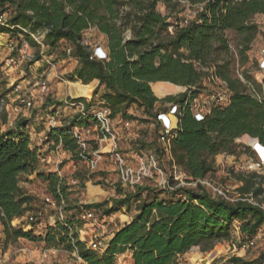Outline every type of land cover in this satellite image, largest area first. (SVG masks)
<instances>
[{"label":"trees","instance_id":"16d2710c","mask_svg":"<svg viewBox=\"0 0 264 264\" xmlns=\"http://www.w3.org/2000/svg\"><path fill=\"white\" fill-rule=\"evenodd\" d=\"M160 2L167 6L166 14L157 9ZM188 2L204 3L203 8L187 24L180 25L182 16L175 21L168 20L173 13L182 14L183 7L178 9V6L183 4L178 0H0V14L6 17V25L0 24V33L16 31L28 36L23 29L44 31V41L52 50L62 40L66 41L69 53L79 63L68 79L82 82H71V94L77 96L91 90L98 80V85H103L101 107L110 110L111 118L117 114L125 119L133 118L127 111L136 104L156 119L160 110H167V104H176L178 122L171 136L174 162L193 179H202L215 170V155L233 154L240 143L252 153L242 138H256L264 145V96L257 98L250 91L248 84L253 82L250 75L244 72L241 79L232 74L234 58L245 61L260 31L253 17L256 14L264 17V0ZM91 27L106 37V58L91 57L93 51L83 41V32ZM228 30L240 36L236 53L230 48ZM216 78L224 82L220 86L227 99L212 102L209 112L197 120L190 110L191 98L204 93L207 83L214 84ZM161 83L177 87L178 91L186 89L158 98L153 86ZM85 102L87 115L62 117L59 125L49 127L46 132L48 140L53 138L75 161L91 156L71 134L73 126H86L95 121L91 114L95 109L93 103ZM61 103L50 99L44 102L45 105ZM26 120L19 119L3 127L6 115L0 119V223L5 239H42L50 247L68 251L76 248L86 264H115V256L126 250L133 264H183L181 256L193 246L208 252L224 247L215 244L231 238L234 221L239 223L238 231L245 242L254 240L258 230L264 227V208L260 205L213 196L199 184L198 188L179 186L169 191L173 187L171 182L161 187L137 185L129 191L115 187L120 196L112 200V206L103 208L102 213L111 215L119 206L129 207L132 200H135L136 212L113 231L101 252L90 250L78 239L80 222L76 213L66 216L64 221L56 220L43 236H35L33 229L23 230L22 226L12 225L14 219L34 209L31 197L20 186L21 177L36 173L48 182L52 197L66 195L63 178L55 172L43 174L39 170L41 154L25 129ZM147 145L142 142L141 150ZM96 148L94 145L91 151ZM153 148L160 154L159 144ZM253 177L254 174L236 176L242 181L238 188L241 194L251 193L256 197L261 193ZM164 192L171 194L168 199L160 196ZM106 203L94 202L81 208L98 209ZM211 260L202 264H209ZM263 261L264 250L252 259L229 256L226 264ZM210 264H217L216 260Z\"/></svg>","mask_w":264,"mask_h":264},{"label":"rangeland","instance_id":"374dc122","mask_svg":"<svg viewBox=\"0 0 264 264\" xmlns=\"http://www.w3.org/2000/svg\"><path fill=\"white\" fill-rule=\"evenodd\" d=\"M182 14L173 13L168 20L175 21L179 16H183L192 9L184 5ZM157 9L162 13H167V6L164 3H158ZM253 20L259 27V33L252 41L249 50L246 53V59L242 63L238 58H234L232 74L235 76H243L246 74L251 76L252 86L261 95L264 94V70L258 68L259 62L264 55V17L256 14ZM126 35H130V31H126ZM227 38L231 49H237L240 43V36L231 30L226 31ZM43 42V46L38 44L30 35L24 36L13 31L8 37L0 38V97H4V110L0 113L6 115L7 123H15L19 119H27L26 130L32 138V143L38 148L41 154L39 170L46 174L55 172L64 179L65 195L68 208L72 213H79L81 206L94 202H107L101 208H96L95 215L100 222V228L97 230L102 242H105V236L120 225L122 220L127 219V213L133 214L135 209V200H132L129 207L119 206L111 215H104L102 209L112 206V200L119 197L115 187L119 186V177L117 173L116 153L124 158L127 166L136 167V154L140 151L155 153L154 146L158 144L159 123L143 111L136 104L128 108V114L133 118L129 119V124H125V118L120 114L111 118L109 128L114 133V139L107 141H98L97 144L91 143L87 145L88 151L91 153V160L83 159L75 161L71 158L69 151L62 148L60 144H55L53 136L52 140H48L46 132L50 123H53L51 115L55 121H59L62 117L72 115L74 108L65 103L69 98L77 97L93 103L95 109L101 107L100 96L103 92V85L97 84L89 91H82L79 95L71 94V82L80 83L81 80L71 81L68 75L79 66L78 60L73 57L68 49L69 45L66 41L58 43L56 48L49 49L42 37L38 38ZM83 41L93 52H97L98 47L101 51L106 52V37L95 28L91 27L83 32ZM9 43L15 47L10 49ZM28 47L35 53L32 60L19 61L13 65L8 63V59L17 56V48ZM100 54V53H99ZM101 55V54H100ZM243 78V77H242ZM46 89L41 90L38 82L43 81ZM94 81V80H92ZM98 81V80H97ZM82 83V82H81ZM208 88L205 92L222 93L220 83L216 81L207 83ZM96 90V91H95ZM156 94L162 96L176 95L183 91L177 87L161 83L153 86ZM178 91V92H177ZM96 92V93H95ZM26 94L32 101V105L28 108L21 103L19 95ZM166 95V96H168ZM161 98V97H158ZM50 99L53 102H62L60 105H45L44 102ZM91 125V123H90ZM91 127H94L92 124ZM94 130V128H92ZM82 137L86 140H93L97 136V131H92L88 136L86 132L81 131ZM246 140V138H242ZM148 144L141 150V143ZM237 144V143H236ZM96 145L97 149L91 151ZM87 151V153H88ZM249 154L244 149L243 143L237 144L233 154L219 153L214 157L215 170L209 173L202 183L193 181L180 167L171 168L168 162H164V174L154 173L152 177L143 176L133 187L125 186L126 191L136 189L137 185L150 186H169L172 188L184 186L198 188V184L208 191L210 194H216L218 190L223 191L229 199H234L240 194L238 188L242 185V181L237 180L236 176L242 174L245 177L254 174L253 180L255 187L260 186L261 193L254 199L258 201L264 208V165L258 163V154L254 151ZM93 164V167H92ZM101 182V183H98ZM20 186L31 197V205L33 210L25 213V215L13 220V226H22L23 230L33 229L35 236H43L52 225V210L46 204V197H50L48 191V182L42 177L32 173L22 176ZM171 194L161 193L160 196L168 199ZM143 198V195L140 197ZM95 209V208H94ZM121 210V212H118ZM40 213V215H39ZM32 214L37 220L29 223L28 216ZM239 223L233 222L231 238L217 242L222 246L208 252L202 251L199 246H193L188 252L181 256L183 264H202L204 261L211 260L209 264L216 260L217 264H226L229 256H242L247 259L255 258L264 250V227L260 228L252 245L243 247L247 242L243 241L238 231ZM91 227L89 222H81L79 234L85 237L90 234ZM214 245V246H215ZM213 246V248H214ZM55 249L51 252L49 250ZM211 250V249H210ZM46 252V256L42 255ZM124 253V254H121ZM118 253L115 256V264H130L128 259V251ZM0 264H86L82 258L66 251L63 247H50L42 239L30 240L23 237L16 239H5L3 226L0 223Z\"/></svg>","mask_w":264,"mask_h":264},{"label":"built area","instance_id":"2783aa9c","mask_svg":"<svg viewBox=\"0 0 264 264\" xmlns=\"http://www.w3.org/2000/svg\"><path fill=\"white\" fill-rule=\"evenodd\" d=\"M178 1L184 6L192 9L190 12L183 14L179 22L180 25L187 24L188 21L192 19L196 15V13L203 8V4H204V3H198V4L192 5L188 2V0H178ZM0 24L6 25V17L4 14H0ZM23 31L29 34L38 44L42 46L44 45L43 42L38 40L40 36L42 37V41L44 40V34H45L44 31L30 32L25 29H23ZM126 36L129 37V35H126ZM9 47L11 50H13L15 46L12 43H9ZM96 49H97V52L96 50L95 52H92L91 57H94L97 59L106 58V52L104 50L101 51L100 47ZM69 50L70 48L68 49V51ZM231 50L234 53H236L235 49H231ZM17 51H18L17 56L16 57L13 56L9 58L8 63L15 65L19 63V61L32 60L35 57V53L32 52L30 49H28V47H25V48L19 47L17 48ZM258 68L260 70H264V55L259 62ZM240 78L243 79L241 76ZM215 80L218 81L221 86L224 84L223 81L217 78ZM38 85L40 86L42 91L46 89V84L44 80L38 82ZM248 86H249L250 91L257 98H261L263 96L260 93L255 91L252 84L249 83ZM185 89L186 88L184 87L183 91ZM18 97L21 103L24 104L26 107L29 108L32 105V101L30 100L28 95L23 94V95H19ZM226 99H227V94L224 92L223 89H222V93L214 92L211 94H204V96L199 94L191 98L190 110L197 120H202L204 115L209 112L210 105L212 102H223ZM4 101H5L4 97H0V113L3 112L4 110ZM65 103H67L69 106L74 108L73 110L74 112L72 113V115H69L66 117H71L73 115L82 117L84 115H87L85 112L86 102L84 101V99H81V98L78 99L77 97L71 96L69 100L65 101ZM166 107H167V110L166 111L160 110L156 114V119H155L156 122H158L160 126L158 138H157L159 148H160V154L140 151L138 154H136V162H137L136 167H131V166H127L124 162V158L120 156L118 153H116V161L118 162V165H117V173L119 177L118 181H119V186L121 188H124L125 186L133 187V185L137 183L139 179L143 176L152 177L153 174L157 172L160 174H164V172L166 171L165 170L166 167L164 166L165 161L170 164L171 168L175 169L177 167V165L174 162V158H173L172 150H171V136H172V131L174 130V128H176L177 122H178V106L176 104H167ZM91 114L95 116V121L91 123V125L93 124L94 127H91V125L88 124L86 126H73L71 128L72 136L77 139L83 151L86 150V153L88 151L87 145L90 144L89 143L90 141L97 144V140L107 141V139L108 140L111 138L114 139V133H112L109 128V124L111 120V117L109 115L110 110L107 107H100L97 109H93ZM51 118H52L53 123H50V125L48 126V129L49 127H53L61 123V119H59V121L57 122L55 121L54 116L51 115ZM125 120H126L125 124L126 125L129 124L128 122L129 119H125ZM92 128H94V130H92ZM81 131L86 132L88 136L92 133V131L93 132L97 131V136L93 140L92 139L86 140L82 137ZM253 141H256V142L252 143ZM244 143L250 146L251 151H254L258 154V163L260 165H264V145L261 144L256 138H252V137H247ZM89 152L90 151H88V153ZM84 159L90 161L91 156L90 158H86L84 156ZM92 167H93V164H92ZM184 173L186 172L184 171ZM188 176L197 183L198 182L202 183V181L206 178L204 177L202 179H193L190 175ZM213 196H218V197L224 198L229 201H235L237 199H242V200H246L248 202L261 206V204L254 199L251 193H248V194L240 193L238 194L236 198L229 199L223 191L218 190V192L216 194H213ZM45 199H46V204L49 206L50 210H52V215H53L52 222L53 223L56 220L64 221L66 216L72 213L71 210L67 208L68 204L66 202L67 201L66 196L64 197L60 195L58 198L47 196ZM95 210L96 209L94 208H90V209L81 208L80 212L77 213L76 218L79 220V222L80 223L89 222V225L92 228L90 234H85L86 236L83 237L79 234V228H80L79 226L78 227V239L84 242L86 247L89 248L90 250L101 252L106 246V242L108 239L106 237L112 234L115 229L111 231L109 234H107L104 237L105 242H102V240L99 237L98 231H97L101 225H100L98 217L95 215ZM27 218L29 220L28 224H30V222L32 221L37 220V217H35L32 214H30ZM70 235L71 233L69 234V236ZM70 241L73 244L74 238L72 236H70ZM253 242L254 240L248 241L246 244L243 245V247L252 245ZM65 250L68 251L67 249ZM49 251L54 252L56 250L53 249ZM68 252H70L73 255H76L78 258H81L78 255L76 248ZM42 256L45 257L46 252ZM261 264H264V261Z\"/></svg>","mask_w":264,"mask_h":264},{"label":"crops","instance_id":"0c3cea01","mask_svg":"<svg viewBox=\"0 0 264 264\" xmlns=\"http://www.w3.org/2000/svg\"><path fill=\"white\" fill-rule=\"evenodd\" d=\"M10 33H11V32H1V33H0V38H1V39H4V37H8ZM263 96H264V94H263ZM7 125L10 126V125H12V123H11V122H10V123H7ZM118 212H121V210H119ZM135 212H136V209H134L133 214H134ZM133 214L127 213V219H126V220H122L121 222H120V220H118L119 223H120V225H119L118 227H116L115 229L119 228V227L122 226L124 223L128 222V221L131 219V217H132ZM111 235H112V234L108 235L106 238H109ZM128 253H129V252H128ZM121 254H124V253H121ZM128 259L130 260V264H133V261H132V258H131V254H130V253H129Z\"/></svg>","mask_w":264,"mask_h":264},{"label":"bare ground","instance_id":"6f19581e","mask_svg":"<svg viewBox=\"0 0 264 264\" xmlns=\"http://www.w3.org/2000/svg\"><path fill=\"white\" fill-rule=\"evenodd\" d=\"M98 82V81H97ZM178 92V91H177ZM159 97H162V95L161 94H157Z\"/></svg>","mask_w":264,"mask_h":264}]
</instances>
